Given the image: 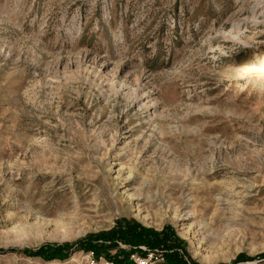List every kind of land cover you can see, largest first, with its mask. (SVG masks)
Wrapping results in <instances>:
<instances>
[{
    "label": "rangeland",
    "instance_id": "1",
    "mask_svg": "<svg viewBox=\"0 0 264 264\" xmlns=\"http://www.w3.org/2000/svg\"><path fill=\"white\" fill-rule=\"evenodd\" d=\"M151 255L264 264V0H0V264Z\"/></svg>",
    "mask_w": 264,
    "mask_h": 264
},
{
    "label": "trees",
    "instance_id": "2",
    "mask_svg": "<svg viewBox=\"0 0 264 264\" xmlns=\"http://www.w3.org/2000/svg\"><path fill=\"white\" fill-rule=\"evenodd\" d=\"M132 226V225H131ZM129 226L127 229L129 232L127 235L123 236L120 240V237L116 238L121 241V243L127 244L129 247H139V246H144L149 250H165L166 245L170 244L172 241L167 239V236L164 234H153L151 232H148L138 226H134V228ZM112 236V235H111ZM116 237V236H115ZM103 238L105 237H99L96 241H102L101 244L94 245L90 247L89 250L94 251L96 254H104L106 257L113 259L112 257L109 256L108 251L116 250L117 255L126 253L127 258H126V263L128 259V255H130V252H125L122 251L121 249L116 248V246H113L110 234L106 236V240L103 241ZM107 242L109 244H107ZM115 247V248H114ZM25 253H28L29 255H40L42 254L45 259H55L57 257L61 256H66L68 254V250L65 248V246H45L41 248L38 252L33 254L31 251H25ZM140 256L143 258L145 256L144 252H139ZM115 260V259H114ZM168 261L165 262L164 264H185L182 260L176 261ZM115 263H119L115 261ZM129 264V263H128ZM132 264V263H131Z\"/></svg>",
    "mask_w": 264,
    "mask_h": 264
},
{
    "label": "built area",
    "instance_id": "3",
    "mask_svg": "<svg viewBox=\"0 0 264 264\" xmlns=\"http://www.w3.org/2000/svg\"><path fill=\"white\" fill-rule=\"evenodd\" d=\"M139 258H137V259H135L134 261V264H159L160 263V259H158V258H156V259H154V261L153 262H150V263H148V261L147 260H152V255L151 256H148V258L147 259H140V260H138ZM95 262H97V261H95ZM99 264H112L111 262H107V261H104V260H101L100 262H99Z\"/></svg>",
    "mask_w": 264,
    "mask_h": 264
},
{
    "label": "bare ground",
    "instance_id": "4",
    "mask_svg": "<svg viewBox=\"0 0 264 264\" xmlns=\"http://www.w3.org/2000/svg\"><path fill=\"white\" fill-rule=\"evenodd\" d=\"M251 1H254V0H251ZM256 1V0H255ZM259 2V1H258ZM98 213V212H97ZM187 215H191V213L187 214Z\"/></svg>",
    "mask_w": 264,
    "mask_h": 264
}]
</instances>
